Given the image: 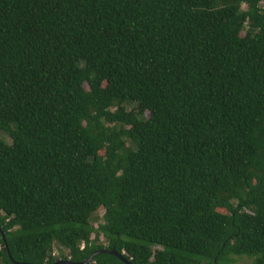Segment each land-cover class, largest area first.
<instances>
[{"label":"trees","instance_id":"trees-1","mask_svg":"<svg viewBox=\"0 0 264 264\" xmlns=\"http://www.w3.org/2000/svg\"><path fill=\"white\" fill-rule=\"evenodd\" d=\"M101 250L264 264V0H0V264Z\"/></svg>","mask_w":264,"mask_h":264},{"label":"rangeland","instance_id":"rangeland-1","mask_svg":"<svg viewBox=\"0 0 264 264\" xmlns=\"http://www.w3.org/2000/svg\"><path fill=\"white\" fill-rule=\"evenodd\" d=\"M243 8H245L244 5H243ZM85 88H87V87H85ZM132 108H135V106L134 105L127 106L128 110L132 109ZM143 118H146V119L149 118V113L148 112L143 113ZM1 137H3L7 142H9L7 137H5L3 134H1ZM101 214H102V210L98 212V215H101ZM98 242L104 244L105 240H104V238L101 237ZM56 251L58 252V250L55 247L54 252H56ZM230 261L232 262L230 264H253V258H250V257H247V256H240V257L231 256Z\"/></svg>","mask_w":264,"mask_h":264},{"label":"water","instance_id":"water-1","mask_svg":"<svg viewBox=\"0 0 264 264\" xmlns=\"http://www.w3.org/2000/svg\"><path fill=\"white\" fill-rule=\"evenodd\" d=\"M99 253L115 256V257L119 258L122 262H124L125 264H131L130 261H128L122 254L117 253L115 250L98 251V252L92 254L88 259H86L85 261H83L81 263H71L67 260H58L57 262H55L53 264H89L93 260V257Z\"/></svg>","mask_w":264,"mask_h":264}]
</instances>
